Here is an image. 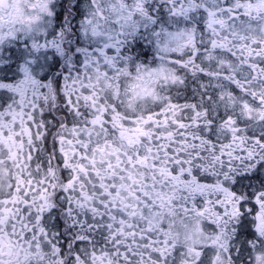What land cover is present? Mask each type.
<instances>
[{
    "label": "snow or ice",
    "instance_id": "snow-or-ice-1",
    "mask_svg": "<svg viewBox=\"0 0 264 264\" xmlns=\"http://www.w3.org/2000/svg\"><path fill=\"white\" fill-rule=\"evenodd\" d=\"M91 31L93 36L103 35L96 26ZM31 47L37 59L49 47L66 57L68 68L62 77L65 83L61 96L66 107L63 119L53 124L36 104L28 112H11L8 116L0 113V148L19 167L17 182L7 195L0 194V224L19 226L37 242V248L43 241L44 247H50L61 258L56 264H160L161 259L167 264L170 256L175 258L173 264H224L230 255L199 246L203 241L197 225L202 217L216 224L236 220L241 228L254 225L264 236V180H259L258 187L251 183L255 173L264 170V135H241L239 121L231 113L223 120L232 135L219 148L210 138L189 131L201 128L204 120L214 123L210 108L215 94L207 97L203 110L199 103L181 105L173 101L160 112L130 117L112 102V95L118 96V91L101 95L108 76L104 66H114L115 57L109 53L114 48L119 51L116 43H105L94 52L75 48V57L66 54L62 40H33ZM246 47L242 46L240 53ZM258 47H247L246 57L242 56L247 60L244 70L256 81L264 79V59H253L259 56ZM24 72L25 78L16 86L0 87L18 92L21 102L28 92L34 97L42 96L45 102L56 98L61 88L59 80L53 88L51 82L33 77L27 67ZM41 88H47L48 94H42ZM243 90L248 92L247 87ZM221 100L228 102L223 97ZM260 100L264 102V96ZM257 107L254 103L242 105L250 119ZM259 115L264 122V112ZM49 138L52 148H41ZM249 138L252 147L248 146ZM206 144L213 145L214 160L222 167L225 157L251 159V174H233L229 169L222 182H206L209 177L194 169V161L205 159L197 145L204 149ZM25 148L21 164L20 153ZM33 166L37 173L43 168L44 175L37 180L29 171L25 179L24 168ZM61 166L64 190L78 191L76 203L83 216L75 217L73 227L79 228L76 243L58 246L53 237L62 234L50 228V210L54 209L49 189L56 187L50 178L56 177ZM3 171L6 169H0V173ZM205 171L216 175L210 165ZM245 180L249 181L247 185ZM72 211L69 205L68 213ZM249 214L252 220L247 218ZM192 217L196 220L192 221ZM178 228L185 229V240L190 241L186 253L175 243L180 235ZM220 239V235L216 236L211 245L223 249ZM7 247L11 253L14 245L8 241ZM255 261L264 264V254L257 255Z\"/></svg>",
    "mask_w": 264,
    "mask_h": 264
},
{
    "label": "clouds",
    "instance_id": "clouds-1",
    "mask_svg": "<svg viewBox=\"0 0 264 264\" xmlns=\"http://www.w3.org/2000/svg\"><path fill=\"white\" fill-rule=\"evenodd\" d=\"M77 12L81 15L78 28L72 23ZM61 14L63 22L59 18ZM93 26L103 35L93 36ZM0 37V84L16 86L25 78V67L36 79L51 82L53 88L58 80L61 84L56 98H49L47 102L42 96L34 97L31 92L26 93L21 102L18 92L0 87V113L4 116L11 112H28L36 104L50 124L64 117L66 105L61 96L65 83L62 77L68 68L66 57L59 56L55 48L49 47L47 53L37 59L31 47L33 40H62L66 54L73 57L78 54L73 49L78 47L94 52L105 43H116L119 51L114 48L109 53L115 57L114 66H104L108 76L101 95L118 91V96L112 95V102L130 117L160 112L173 101L181 105L199 103L203 110L208 103L207 97L215 94L210 108L214 123L208 124L204 120L201 128L189 129L192 134L210 138L219 148L226 142V137L232 135L223 120L231 113L233 119L239 121L241 135H264V122L259 115L264 112V102L260 100L264 96V79H250V74L244 70L247 60L242 59L247 55V47L256 45L259 56L253 59H264V0H0ZM245 45L244 52L240 53ZM33 60L36 63H32ZM69 71L74 73L73 68ZM244 87L248 88L247 93ZM39 91L48 94L47 88ZM222 97L228 102H222ZM244 103L258 105L251 119L242 108ZM247 143L249 147L253 146L250 138ZM52 146L51 138L41 144L46 150ZM212 146L206 144L200 149L197 145L205 159L194 161V169L209 177L206 182H222L229 169L233 174L244 171L251 174L254 161L225 157L222 167L214 160ZM24 151L27 148L20 153L21 164ZM0 162V169H6L0 173V194L7 195L10 186L18 180L19 167L9 160L3 148H0ZM209 165L216 175L205 171ZM23 171L25 179H28L29 171L37 180L44 175L43 168L37 173L34 166ZM61 172L62 166L58 167L56 177L50 178L56 187L49 189L54 209L50 210L51 220L58 215L64 224L63 236L53 237L58 246L76 243L79 228L73 227L75 217L83 216L76 203L79 193L64 190ZM259 180H264V170L257 171L251 183L258 187ZM248 183L244 181L245 185ZM69 205L73 209L71 214L68 213ZM247 218L252 220L250 214ZM191 219L196 220L195 217ZM197 226L203 241L199 246L212 247L216 252L230 255V260H225L224 264H256L255 257L264 254V236H260L254 225L241 228L236 220L216 224L202 217ZM50 228L60 233L51 224ZM177 230L180 235L175 243L186 253L190 241L185 240V229ZM218 235L221 236L218 243L223 249L211 245ZM8 241L14 245L11 253ZM36 244L19 226L0 224V264H56L61 259L50 247H44L43 241L39 242L38 248ZM38 252L42 255H37ZM174 259L170 256L167 264H173ZM160 264H165L164 259Z\"/></svg>",
    "mask_w": 264,
    "mask_h": 264
},
{
    "label": "flooded vegetation",
    "instance_id": "flooded-vegetation-1",
    "mask_svg": "<svg viewBox=\"0 0 264 264\" xmlns=\"http://www.w3.org/2000/svg\"><path fill=\"white\" fill-rule=\"evenodd\" d=\"M60 21L63 22L64 20V16L63 14L60 15ZM81 18V15L79 12H77V14L75 15V17L72 20V23L76 25V27H79L78 21ZM79 43V41H78ZM51 225L54 227L55 230H57L58 232H60L63 236V228H64V224H63V220L61 217H59L58 215L51 220Z\"/></svg>",
    "mask_w": 264,
    "mask_h": 264
}]
</instances>
